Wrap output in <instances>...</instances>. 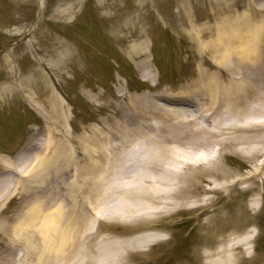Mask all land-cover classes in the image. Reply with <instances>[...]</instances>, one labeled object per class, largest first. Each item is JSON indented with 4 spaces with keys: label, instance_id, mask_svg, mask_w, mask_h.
Here are the masks:
<instances>
[{
    "label": "bare ground",
    "instance_id": "bare-ground-1",
    "mask_svg": "<svg viewBox=\"0 0 264 264\" xmlns=\"http://www.w3.org/2000/svg\"><path fill=\"white\" fill-rule=\"evenodd\" d=\"M255 1L245 0L242 9L231 2L211 5L200 25L184 8V30L198 56L195 76L179 89L155 97L125 98L102 127L79 137L70 136L66 109L53 92L45 106L29 93V87H46L47 79L37 71L24 77L25 99L46 119V135L31 139L29 153L0 157L7 172L0 176V209L18 190L23 195L14 221L0 223L5 238L0 264H130L134 245L156 242L164 230L149 226L136 244L121 241L109 250L99 249L97 211L114 195L126 203L119 213L130 217L136 211L135 200L149 212L165 214L210 208L209 225L214 229L218 218L213 195L229 196L246 185L254 194L239 209L261 211L264 5L255 6ZM140 37L128 48L132 58L148 51L143 32ZM72 56L66 50L58 61L68 63ZM147 66L143 60L141 67ZM15 86L12 81L0 84V98L14 92ZM40 87L41 92L48 88ZM75 139L81 154L68 144ZM227 152L250 160L246 175L223 166ZM70 167L77 171L72 181L65 179ZM119 217L116 221L122 222ZM227 225L230 232L208 244L206 264H244L253 257V230H246L241 220Z\"/></svg>",
    "mask_w": 264,
    "mask_h": 264
},
{
    "label": "rangeland",
    "instance_id": "rangeland-1",
    "mask_svg": "<svg viewBox=\"0 0 264 264\" xmlns=\"http://www.w3.org/2000/svg\"><path fill=\"white\" fill-rule=\"evenodd\" d=\"M231 2L242 9L245 0H0V84L14 82L16 89L0 98V157L15 158L29 149L35 135L45 138L46 119L26 101L22 80L37 71L47 79L29 87V93L45 106L53 92L67 112L66 128L70 136L102 127L125 98L155 97L165 90H177L196 74L198 56L185 32L182 10L188 7L198 25L211 5ZM256 0L255 6H263ZM148 43L144 56L130 57L128 48L142 39ZM73 53L68 63L58 60L62 53ZM148 62L146 68L141 63ZM144 74H149L145 80ZM24 86V85H23ZM46 88L40 91L41 87ZM43 88V89H44ZM159 103L173 106L163 101ZM56 131L60 132L61 129ZM81 154L78 140H68ZM38 153V152H36ZM77 163V162H76ZM223 166L246 175L250 160L227 152ZM79 164V163H78ZM70 167L66 180L76 177ZM7 172L0 165V176ZM18 177H15L17 180ZM260 212L247 211L245 205L253 191L236 190L231 195L214 194V229L209 225L210 208L176 209L170 214L147 211L133 201V217L119 213L125 202L111 196L97 211L96 231L99 249L120 244H136L148 227L164 230L159 239L147 246L131 249L130 264H206L204 252L212 239L221 241L230 230L225 224L241 220L253 230V257L244 264H264V180L258 177ZM25 192V191H24ZM22 191L14 193L0 209V223L13 222L22 203ZM120 210V211H119ZM121 215L124 220L116 221ZM104 219H111L107 222ZM129 219V220H128ZM151 222V223H150ZM227 225V226H228ZM251 225H255L252 227ZM134 243H133V242ZM5 238L0 232V248Z\"/></svg>",
    "mask_w": 264,
    "mask_h": 264
}]
</instances>
